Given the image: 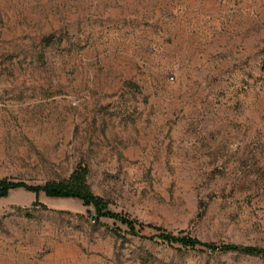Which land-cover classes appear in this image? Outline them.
<instances>
[{
  "label": "rangeland",
  "instance_id": "obj_1",
  "mask_svg": "<svg viewBox=\"0 0 264 264\" xmlns=\"http://www.w3.org/2000/svg\"><path fill=\"white\" fill-rule=\"evenodd\" d=\"M263 62L264 0H0V176L83 164L115 211L264 246ZM0 215V264H264L24 187Z\"/></svg>",
  "mask_w": 264,
  "mask_h": 264
},
{
  "label": "trees",
  "instance_id": "obj_2",
  "mask_svg": "<svg viewBox=\"0 0 264 264\" xmlns=\"http://www.w3.org/2000/svg\"><path fill=\"white\" fill-rule=\"evenodd\" d=\"M53 35L46 37L47 41H52ZM264 68V62H263ZM89 169L86 165L79 164L71 172L70 176L62 180H49L43 184H31L25 180H17L8 176H0V197L6 196L14 188L24 187L28 190H32L39 194L44 191L49 196L58 197H76L83 201L87 206H92L96 212V219L99 220L101 217H113L114 219L120 220L125 223L129 231L133 234H140L148 237H160L170 242H179L185 246L191 247H206L210 249L221 248L223 250H233L249 254L261 255L264 257V246L253 245V244H241L238 242H224L218 243L215 241L203 240L198 236L175 233L168 231L161 226L155 225L151 222H145L137 217H132L128 214H124L119 211H115L109 207L106 199L95 193L88 180ZM39 204L46 208L47 205L36 199L33 205ZM205 205V203H204ZM27 215H31L30 211L26 212ZM1 219V215H0ZM149 227H154L158 232L154 235H146L145 230Z\"/></svg>",
  "mask_w": 264,
  "mask_h": 264
}]
</instances>
